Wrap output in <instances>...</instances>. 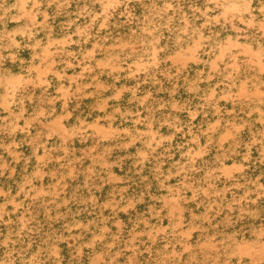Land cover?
Segmentation results:
<instances>
[{
  "label": "rangeland",
  "instance_id": "374dc122",
  "mask_svg": "<svg viewBox=\"0 0 264 264\" xmlns=\"http://www.w3.org/2000/svg\"><path fill=\"white\" fill-rule=\"evenodd\" d=\"M54 1H0V264H264V225L217 238L187 208L264 162V0H206L172 46L150 21L86 47L124 0L59 37Z\"/></svg>",
  "mask_w": 264,
  "mask_h": 264
},
{
  "label": "trees",
  "instance_id": "16d2710c",
  "mask_svg": "<svg viewBox=\"0 0 264 264\" xmlns=\"http://www.w3.org/2000/svg\"><path fill=\"white\" fill-rule=\"evenodd\" d=\"M12 2L13 0H2L3 6L9 5ZM205 2L206 0H173L172 6L175 10L170 9L167 12L159 10V18L152 19L153 4L160 7L162 4L161 0H124L112 12L106 28L98 29L96 26H93L88 31L90 35L88 43H83V40H81L80 46L86 47L93 40L107 44L115 39L125 40L142 37V28L149 27L150 21L158 23L157 27L162 40L169 46H172L176 28L182 24V19L187 17L189 22L195 21L199 23L201 18L196 8L200 7L199 9H203ZM83 5H86V10L82 12ZM43 6L46 7L45 10L49 16L48 22L52 26L55 37L73 32L77 25L80 26L89 21V17L86 15L89 9H97V4L93 3V0H56L48 6L43 3ZM167 16H170V18L167 19ZM69 22L71 23L68 24ZM73 38L77 37L73 36ZM28 54L29 51L25 49L20 52V56L24 58H27ZM8 65L13 67L10 63ZM16 69L13 68V71L16 72ZM82 102L90 101L83 100ZM79 113L80 115L91 117L97 114V112H92L87 105L84 106L83 104L73 112V116ZM190 175H193V178L196 177V173L194 172H191ZM256 176H259L257 182L264 187V162L250 161L248 169L238 179L239 183H243L241 188H230L225 194L221 192L218 196L211 195L206 197L199 194L187 204V208L191 209L194 213H202L212 204L211 210L208 212L210 218L208 226L215 225L210 231L214 232L217 238H220L227 232L233 231L239 237L250 238V233L254 226L264 225V194L258 196V191H255L248 194L244 199L239 200V197L247 189H254V186H251L250 182ZM5 181L4 178H0V186H4L1 182ZM229 183H225V185H229ZM220 184L218 183V186ZM232 202H236V204H232V210H228L226 207ZM188 215L189 211L187 210L186 216ZM203 225L206 226L207 224L204 223Z\"/></svg>",
  "mask_w": 264,
  "mask_h": 264
}]
</instances>
